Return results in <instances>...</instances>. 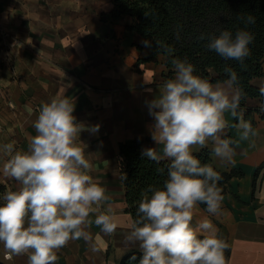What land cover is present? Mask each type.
I'll use <instances>...</instances> for the list:
<instances>
[{
  "label": "crops",
  "instance_id": "crops-1",
  "mask_svg": "<svg viewBox=\"0 0 264 264\" xmlns=\"http://www.w3.org/2000/svg\"><path fill=\"white\" fill-rule=\"evenodd\" d=\"M114 1L0 0V145L14 142L15 150L27 151L41 106L56 96L73 98L77 123L100 126L95 134L82 131L77 143L92 164L90 175L106 189L117 229L108 235L93 224L88 240H70L58 251L56 264H119L130 250H139L125 241L133 219L126 211L120 145L139 141L142 150L158 152L162 147L151 138L155 121L147 102L166 81L163 57L149 58L152 49L130 28L131 17L112 15ZM252 83L264 86V76ZM259 104L248 100L251 107ZM255 130L247 141L236 129L225 130L235 156L230 163L213 152L211 158L218 170L240 174L230 180L218 214L200 204L194 209L193 223L207 219L227 243L226 264H264V122L258 120ZM5 159L0 156V168ZM18 187L0 173V204ZM0 261L27 264V255L7 259L0 244Z\"/></svg>",
  "mask_w": 264,
  "mask_h": 264
},
{
  "label": "clouds",
  "instance_id": "clouds-1",
  "mask_svg": "<svg viewBox=\"0 0 264 264\" xmlns=\"http://www.w3.org/2000/svg\"><path fill=\"white\" fill-rule=\"evenodd\" d=\"M238 19L245 28L234 34L224 29L198 39H207V48L224 60L243 64L254 40L246 28L255 23V17ZM142 44L152 47L149 40ZM156 46L173 52L159 42ZM171 65L174 75L147 102L155 121L151 138L162 147L160 152L155 147L141 153L157 163L167 160V179L163 187L150 185L144 191L125 241L138 245L142 253L138 264H226L228 245L213 225L207 219L193 223L199 204L206 205L210 214L220 212L224 196L218 182L222 176L210 164H202L193 149L211 143L215 157L230 163L235 142L224 138L225 130L236 129L244 141L257 131L244 118L240 106L245 93L231 67L224 68L226 79L213 83L195 74V66L187 60L173 58ZM259 92L264 96V86ZM260 107L264 111V103ZM74 110L73 98L53 97L39 110L33 123L36 135L27 151L15 150L14 142L0 145V156L6 157L0 173L19 184L0 204V244L7 259L27 255V264H56L58 251L70 240H88L87 229L93 224L108 235L117 229L115 213L106 203V189L90 175L92 164L77 143L82 131L95 134L100 126L86 128L77 123ZM229 117L236 123L230 124ZM121 179L126 180V174ZM136 260L132 255L129 264Z\"/></svg>",
  "mask_w": 264,
  "mask_h": 264
},
{
  "label": "trees",
  "instance_id": "trees-1",
  "mask_svg": "<svg viewBox=\"0 0 264 264\" xmlns=\"http://www.w3.org/2000/svg\"><path fill=\"white\" fill-rule=\"evenodd\" d=\"M147 14V15H145ZM115 18L129 16L132 19L130 28L139 33L144 40L152 42L150 59L163 57L165 80L174 75L171 60L180 58L195 66V74L210 82L221 81L227 78L225 66L231 67L238 76V86L245 93L241 100V109L244 118L251 121L256 128L258 120L264 122V111L260 105L264 103V96L259 87L252 83L257 77L264 76V0H115L112 9ZM252 15L255 23L247 25L246 30L254 35L249 45L250 55L243 64L234 60H224L214 51L207 48L208 40H200L201 34L207 36L218 35L224 29L233 34L237 29L245 28V24L238 16ZM157 42L173 49L171 54L165 52ZM249 99H258L256 107L248 105ZM229 138V137H226ZM230 139V138H229ZM142 147L139 141L120 145L118 162L121 176L126 174L123 181L127 208L132 219L136 218V209L144 191L151 185L163 187L167 179V160L159 163L142 157ZM212 151L203 149L195 152L202 164H210L219 172L222 179L218 186L222 195L227 191L230 180L239 175L237 170L220 171L211 158ZM163 169V172H158ZM206 209V205L200 204ZM138 249L130 250L119 264H129L132 255L137 257L132 264H138L141 256ZM0 264H4L0 261Z\"/></svg>",
  "mask_w": 264,
  "mask_h": 264
}]
</instances>
